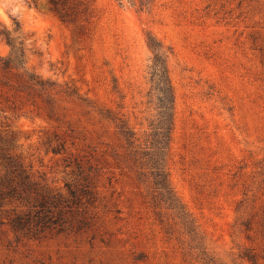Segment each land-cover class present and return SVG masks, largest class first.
<instances>
[{
    "label": "rangeland",
    "instance_id": "rangeland-1",
    "mask_svg": "<svg viewBox=\"0 0 264 264\" xmlns=\"http://www.w3.org/2000/svg\"><path fill=\"white\" fill-rule=\"evenodd\" d=\"M137 7L0 0L24 48L6 67L0 35V264H264V0ZM148 33L170 50L166 167L195 236L159 223L117 126L157 122Z\"/></svg>",
    "mask_w": 264,
    "mask_h": 264
},
{
    "label": "trees",
    "instance_id": "trees-1",
    "mask_svg": "<svg viewBox=\"0 0 264 264\" xmlns=\"http://www.w3.org/2000/svg\"><path fill=\"white\" fill-rule=\"evenodd\" d=\"M33 1L36 4V0ZM128 1L132 5H137L138 9L147 7L150 2V0H118L119 4ZM18 27L12 30L0 29V35L10 46L9 55L4 61L6 67L9 66V62L21 63L24 57L22 41H17L19 36L13 35L18 32ZM146 43L151 53L147 64L149 92L150 96L156 99L159 116L155 124L153 121L149 123V131L144 133L142 139L128 124L127 118H119L118 130L125 141L127 158L129 157L137 179L145 188L148 201L159 223L164 229L170 228V224L162 216L163 210H169L182 229L195 236L197 234L195 222L171 185L166 167L174 108V91L168 67L170 50L151 33L147 34ZM249 259L254 261L252 257Z\"/></svg>",
    "mask_w": 264,
    "mask_h": 264
}]
</instances>
